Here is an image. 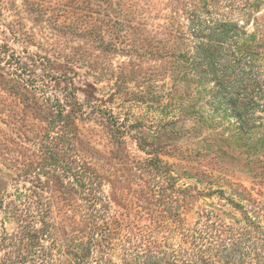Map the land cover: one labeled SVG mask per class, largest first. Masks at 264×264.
<instances>
[{
	"label": "rangeland",
	"instance_id": "374dc122",
	"mask_svg": "<svg viewBox=\"0 0 264 264\" xmlns=\"http://www.w3.org/2000/svg\"><path fill=\"white\" fill-rule=\"evenodd\" d=\"M182 9L180 0H0V236L29 216L31 191L62 242L94 209L151 223L149 207L162 212L147 168L155 156L180 185L229 192L235 182L264 199V134L234 139L201 124L203 102L176 97L160 55ZM79 169L100 181L93 209ZM183 212L191 224L194 211Z\"/></svg>",
	"mask_w": 264,
	"mask_h": 264
},
{
	"label": "trees",
	"instance_id": "16d2710c",
	"mask_svg": "<svg viewBox=\"0 0 264 264\" xmlns=\"http://www.w3.org/2000/svg\"><path fill=\"white\" fill-rule=\"evenodd\" d=\"M180 3L185 21L172 22L176 29L160 55L167 59L164 69L176 97L203 102L201 124L221 126L234 139L264 134V116L256 114L264 107V0ZM147 163L162 198V212L149 207L151 223L139 225L130 217L121 222L94 209L83 229L62 242L51 230L49 208L43 209L40 195L31 191L24 211L29 216L14 219L15 228L0 236V264H264V199L235 182L229 192L180 185L163 159L155 156ZM81 171L80 186L91 194L93 209L103 199L101 184L92 185L93 171ZM71 175L78 177L77 171ZM213 195L209 203L194 202ZM189 208L191 224L183 212Z\"/></svg>",
	"mask_w": 264,
	"mask_h": 264
}]
</instances>
